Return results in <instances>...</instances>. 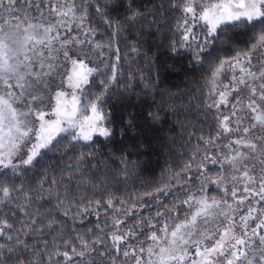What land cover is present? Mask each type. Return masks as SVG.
Segmentation results:
<instances>
[{
    "label": "snow or ice",
    "instance_id": "obj_1",
    "mask_svg": "<svg viewBox=\"0 0 264 264\" xmlns=\"http://www.w3.org/2000/svg\"><path fill=\"white\" fill-rule=\"evenodd\" d=\"M0 264H264V0H0Z\"/></svg>",
    "mask_w": 264,
    "mask_h": 264
},
{
    "label": "trees",
    "instance_id": "obj_2",
    "mask_svg": "<svg viewBox=\"0 0 264 264\" xmlns=\"http://www.w3.org/2000/svg\"><path fill=\"white\" fill-rule=\"evenodd\" d=\"M140 4L151 5L153 2H158V0H137ZM178 16L173 17L170 23H175V20ZM155 51V49H153ZM161 57V77L162 79L173 88L179 87L181 90L185 88L186 84L190 82V73L183 66L182 62L179 60L167 59L165 62V52L161 49L159 53ZM195 120V117L193 116ZM167 127V126H166ZM179 129L177 128V131ZM137 136L141 135L140 133L135 134ZM143 142L151 144L152 147H148L143 150V153L140 159L144 162L145 172L147 173V178L149 179H158L161 173V170L167 159V153L161 152L160 146L153 142V137L156 135V132L153 130H145L143 133ZM159 153V154H158ZM95 217L90 216L89 221L95 222ZM88 222L86 221V224Z\"/></svg>",
    "mask_w": 264,
    "mask_h": 264
}]
</instances>
